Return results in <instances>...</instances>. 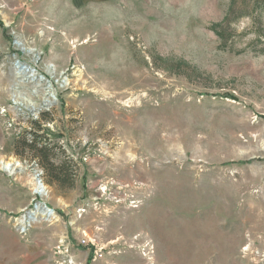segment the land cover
<instances>
[{
  "label": "rangeland",
  "instance_id": "1",
  "mask_svg": "<svg viewBox=\"0 0 264 264\" xmlns=\"http://www.w3.org/2000/svg\"><path fill=\"white\" fill-rule=\"evenodd\" d=\"M0 162V211L47 202L98 264H264V0H0Z\"/></svg>",
  "mask_w": 264,
  "mask_h": 264
},
{
  "label": "crops",
  "instance_id": "2",
  "mask_svg": "<svg viewBox=\"0 0 264 264\" xmlns=\"http://www.w3.org/2000/svg\"><path fill=\"white\" fill-rule=\"evenodd\" d=\"M25 174L29 177L28 173ZM43 204L51 208L47 202ZM21 211L18 209L12 214L0 211V264H66L68 257L76 264H98V243L92 242L81 249L74 242H79L80 237L69 234V223L59 216L48 219L45 213L40 214L41 217L29 222L25 235L20 236L14 227L16 221H12L11 217ZM73 242L77 248H70ZM59 245L61 251L56 252Z\"/></svg>",
  "mask_w": 264,
  "mask_h": 264
},
{
  "label": "trees",
  "instance_id": "3",
  "mask_svg": "<svg viewBox=\"0 0 264 264\" xmlns=\"http://www.w3.org/2000/svg\"><path fill=\"white\" fill-rule=\"evenodd\" d=\"M41 120H46L43 115ZM35 126L29 132L30 139H23V148L28 150L31 160L41 168L43 177L50 184H56L60 188L70 189L74 185V169L70 161L60 160L55 149L57 146L51 145L44 138V134H39L41 129L39 121H33ZM44 138V139H43ZM24 156V154L17 153ZM27 155V156H29Z\"/></svg>",
  "mask_w": 264,
  "mask_h": 264
},
{
  "label": "bare ground",
  "instance_id": "4",
  "mask_svg": "<svg viewBox=\"0 0 264 264\" xmlns=\"http://www.w3.org/2000/svg\"><path fill=\"white\" fill-rule=\"evenodd\" d=\"M18 68V67H17ZM20 68V67H19ZM18 68V69H19ZM28 72H31V71H28ZM50 105V101L49 100H44L43 101V106L47 107ZM39 109V108H38ZM45 109V108H43ZM38 111V110H36ZM35 112V111H34ZM0 168L2 170H5L6 172L8 173H12L14 168L12 166H10V164H3L2 162H0ZM35 178H37L35 176ZM39 181V180H38ZM34 192H38L40 194H44V187L42 184H40V182H37V180H35V188H34ZM45 209L42 208V206H39L38 204L36 205V208H35V212H30L27 216H25L24 218L21 219V222L23 223H29L30 221H32L33 219H37L39 218V216H37L38 214L41 216L45 213Z\"/></svg>",
  "mask_w": 264,
  "mask_h": 264
},
{
  "label": "built area",
  "instance_id": "5",
  "mask_svg": "<svg viewBox=\"0 0 264 264\" xmlns=\"http://www.w3.org/2000/svg\"><path fill=\"white\" fill-rule=\"evenodd\" d=\"M39 182L41 183V181H39ZM34 193H35L36 195H39L38 192H34ZM38 205H39V204H38ZM45 211H46V212H45V218L52 219V218L55 217V216H54V212H53V210H51V209H46ZM30 212H31V211H30ZM30 212H28V213L25 214V215H28ZM14 227H15L17 233H18L20 236H24L25 233H26V231H27V229H28V227H29V223H23V222H21V220H19V221L16 220V222H15V224H14ZM55 251H56V252L61 251V245L57 246ZM62 263H63V262H62ZM66 264H76V263H74V262L72 261V259H71L70 257H68V258L66 259Z\"/></svg>",
  "mask_w": 264,
  "mask_h": 264
},
{
  "label": "water",
  "instance_id": "6",
  "mask_svg": "<svg viewBox=\"0 0 264 264\" xmlns=\"http://www.w3.org/2000/svg\"><path fill=\"white\" fill-rule=\"evenodd\" d=\"M21 68H23V67H21ZM37 112H39V111H37ZM38 176V175H37ZM42 204V207L44 208V209H49L45 204H43V203H40L39 205H41Z\"/></svg>",
  "mask_w": 264,
  "mask_h": 264
}]
</instances>
